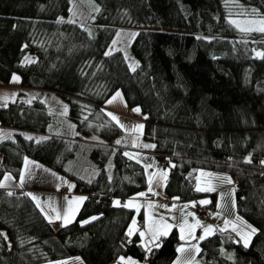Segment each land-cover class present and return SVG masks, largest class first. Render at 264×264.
Returning <instances> with one entry per match:
<instances>
[{
    "label": "trees",
    "instance_id": "1",
    "mask_svg": "<svg viewBox=\"0 0 264 264\" xmlns=\"http://www.w3.org/2000/svg\"><path fill=\"white\" fill-rule=\"evenodd\" d=\"M76 1L0 0V85L16 76L33 95L0 104V127L14 131L0 140V179L17 178L28 158L86 196L74 220L53 229L28 195L0 188V264L175 260L176 228L148 252L136 233L128 237L134 212L125 200L147 180L103 107L117 91L144 115L150 152L168 162V200L207 196L195 190L199 170L235 183L236 212L254 236L245 246L215 232L193 264H264V32L228 20L264 18V0H85L94 7L85 23L70 19ZM118 26L140 27L130 46L135 71L120 51L106 53ZM47 93L65 115L43 103ZM63 122L73 132L63 133Z\"/></svg>",
    "mask_w": 264,
    "mask_h": 264
},
{
    "label": "crops",
    "instance_id": "2",
    "mask_svg": "<svg viewBox=\"0 0 264 264\" xmlns=\"http://www.w3.org/2000/svg\"><path fill=\"white\" fill-rule=\"evenodd\" d=\"M14 78L16 79L14 80ZM19 92H23V95L29 99H32L33 97L29 90H22L20 88L18 77L12 76L7 87L0 85V104L16 99ZM11 93H13V95H11ZM46 96H50L47 97L49 102H43L47 107L57 114H66V105H61L60 109L57 110L56 105L58 101L53 97L54 95L47 93L44 97ZM60 127L63 133L73 132V125L68 122H63ZM13 132L14 131L10 129L0 127V140L10 137ZM26 135L29 136L28 134ZM132 148L133 149L128 150V153L133 159L143 164L147 180V188L143 193L144 195L139 194L129 198L125 200V204H127L129 201L132 202L131 206L128 207L134 212L130 228L133 229L132 235L134 233L138 235L140 245L146 252L154 247L159 246V238H166L170 231L173 228H176L179 238L183 243L180 246H182L184 249L183 251H180L182 252L181 254L177 249V256L172 264H193L198 254L199 246L197 243L190 245L192 244V241L183 240L177 225H179V222L184 217L182 211L187 214H192L191 210L194 209L195 215V209L197 206H205L208 204H213L215 207V211L210 217L212 219L210 222H208L210 218L207 220L208 225L206 226V228L212 229L210 232L211 234L215 232H229L235 238H237L241 244L245 245V241H247V245L250 243L255 232L252 231L253 227H251L237 214L235 208V197L233 206L228 210H222L223 207L220 205L219 201V190H217L214 194H210V192H202L206 193L207 196L187 202H180L178 199H174V203L168 205V199L164 193V186L168 180L169 174L166 170L168 167L166 169H161V158L150 152L151 147L139 146L137 149L132 146ZM166 172L167 174H165ZM150 179L152 189L151 191H149ZM0 185H3L0 187L1 189L11 192H23L28 195L34 202L39 212L53 229H57L62 225L72 222L76 217L82 203L85 201V199L81 201L77 198H86V196L82 193H71L73 190L72 186L63 184L56 173L28 158L23 159L17 178H14L12 175L6 173L0 179ZM63 185H66L68 193H60L59 190L61 187H65ZM195 190H197L196 187ZM33 197L36 199H33ZM149 205H152V207H149ZM140 216L142 217L141 221L139 220ZM133 221H135V225H133ZM243 222L246 225H244ZM163 224L171 225V227L165 229L163 228ZM237 224L243 229L242 235L237 230H235L236 227H233ZM149 227H151V231H149ZM165 231L167 232L166 235L163 234ZM203 231L204 230L199 228V235H201ZM141 232H144L143 237L140 235ZM154 234L156 236L155 239L153 238ZM132 235H128V237H131ZM183 241L187 243H184ZM189 248L193 249L190 251V253H186V250L188 251ZM124 263L135 264L137 262L132 259H126Z\"/></svg>",
    "mask_w": 264,
    "mask_h": 264
},
{
    "label": "rangeland",
    "instance_id": "3",
    "mask_svg": "<svg viewBox=\"0 0 264 264\" xmlns=\"http://www.w3.org/2000/svg\"><path fill=\"white\" fill-rule=\"evenodd\" d=\"M93 10H94V7L87 1L77 0L73 5V10H72L70 19L73 21H78V22L82 21L83 23H85L84 17L86 13L88 12L91 13ZM228 20L235 28H237L239 31L243 33L258 31L256 29H259L260 27H264V24L261 23L262 21H264V18L245 17V18H229ZM242 29H251V30L244 31ZM139 30H140V27L138 26H118L115 37L113 38L110 46L107 48V51H106L107 54L120 51L124 55L130 70H132L133 67L136 69L138 65V60L132 54L130 46H131V43L134 37L136 36ZM7 86L8 85L4 87H7ZM117 92L121 94L120 91H117ZM116 93H114L108 99V101L112 99ZM11 95H13V93H11ZM47 97H50V96L44 97L43 102L45 101L49 102V99ZM56 100L58 101L56 108L57 110H59L61 105L63 106L65 105V103H63V101L60 98H56ZM108 101L104 104L103 106L104 109L107 111L108 114L110 113L118 118L120 123H117L115 120L114 121L123 130L129 142L132 143V146L138 149L139 146L144 147L146 144H149V143H145V141L142 139V133H143V127H144V115L142 114L141 110L138 113L133 111V109H136L139 107L129 108L127 104L125 103V100L122 94L119 97H116L112 103L109 104ZM139 125H143V127L139 128L138 127ZM166 170L169 173V168H167ZM167 172L165 174H167ZM225 178L230 179L231 183H228ZM234 184L235 183L233 182V180L226 173H220V172L215 173L209 170H199L195 178V187L197 190L200 189L198 191L210 192V194H214L217 190L220 191L219 201H220V205L223 207L222 210H228L234 204V197H235V192H236V186H234ZM191 211H192V214H187V213H184V211H182V214H184V217L179 222V225H177L178 226L177 228H179L180 230V226L183 225L184 226L183 240L192 241V244L190 245H193V243H197V245H199V242L201 240H203L204 238H207L211 234L209 232L207 235H205V229H207L206 226L208 225V222H210L212 218H210L208 222L200 221L196 217V215H194V209ZM244 225L246 224L244 223ZM233 227H236L235 230H237L242 235L243 229L242 227H240V225L237 224L236 226H233ZM199 228L201 230H204L201 235H199V232H198ZM201 236H203L204 238L200 239ZM193 240H196V241H193ZM185 241L183 242L187 243ZM181 248L184 249L182 246H179L178 250ZM192 249L193 248H189L188 251L186 250V253H190ZM181 253L182 252H180V254ZM44 264H84V262L82 261L80 257H73L70 260L48 262ZM135 264H143V263L137 262Z\"/></svg>",
    "mask_w": 264,
    "mask_h": 264
},
{
    "label": "snow or ice",
    "instance_id": "4",
    "mask_svg": "<svg viewBox=\"0 0 264 264\" xmlns=\"http://www.w3.org/2000/svg\"><path fill=\"white\" fill-rule=\"evenodd\" d=\"M262 24H264V21H262L261 22ZM242 30H244V31H248V30H251V29H242ZM256 30H258V31H260V32H264V27H260L259 29H256ZM115 43V42H114ZM108 54H110V53H108ZM257 56H261V57H264V53H261V52H257ZM132 70L133 71H135V68L133 67L132 68ZM16 78H14V80H15ZM121 94L119 93V92H117L116 94H115V96L112 98V99H110L109 101H108V103L110 104V103H112L113 102V100L116 98V97H119ZM133 111L134 112H139L140 111V109L139 108H136V109H133ZM108 115H110L111 116V118L113 119V120H115L117 123H120V121L118 120V118L117 117H115L114 115H112V114H108ZM139 128H142L143 127V125H139L138 126ZM120 143V141H117V144H119ZM145 147H153L152 145H145ZM126 155H128L127 153H126ZM129 158H131V157H129ZM262 163H264V162H262ZM226 180H227V182L228 183H231V180L230 179H228V178H225ZM3 185H0V187H2ZM152 189H151V179L149 180V191H151ZM198 190H200V189H198ZM9 195H11V193H9ZM140 195H144L143 193H141ZM33 199H36L35 197H33ZM78 200H83V199H86V198H77ZM69 203H71V202H69ZM116 204H119V201H116L115 202ZM201 203H206V202H201ZM131 204H132V202L131 201H129L127 204H125L124 206L125 207H129V206H131ZM149 207H152V205H149ZM138 210V209H137ZM57 218H59V217H57ZM93 219H95V218H93ZM51 222V221H50ZM133 225H135V221H133ZM171 227V225H168V224H163V228H165V229H168V228H170ZM152 229H151V227H149V231H151ZM132 231H133V229L132 228H130L129 229V232H128V235H132ZM180 231H181V233H182V235H181V238L183 239L184 237H183V232H184V226L183 225H181L180 226ZM212 231V229L211 228H207V229H205V235H207L209 232H211ZM252 231L253 232H255V229H252ZM164 235H166L167 234V232L165 231L164 233H163ZM140 235H141V237H143L144 236V232H141L140 233ZM153 238L155 239L156 238V236H155V234H154V236H153ZM204 237L203 236H201L200 237V239H203ZM245 246H247V241H245ZM179 251H183V249L181 248V249H179ZM197 251H198V249H197ZM123 259V258H122Z\"/></svg>",
    "mask_w": 264,
    "mask_h": 264
},
{
    "label": "built area",
    "instance_id": "5",
    "mask_svg": "<svg viewBox=\"0 0 264 264\" xmlns=\"http://www.w3.org/2000/svg\"><path fill=\"white\" fill-rule=\"evenodd\" d=\"M160 167H161V169H166L168 167L167 160L164 159L163 161H161ZM60 190L62 193H66V191H67L65 187H61ZM173 203L174 202L171 199L167 200L168 205H171ZM214 211H215V207L212 205H210V206H200L199 205L195 209V214L199 219L207 220ZM162 241H164V237L159 238V242H162Z\"/></svg>",
    "mask_w": 264,
    "mask_h": 264
}]
</instances>
